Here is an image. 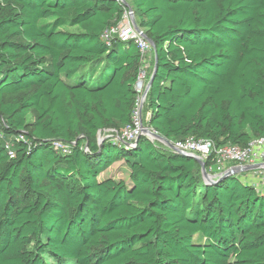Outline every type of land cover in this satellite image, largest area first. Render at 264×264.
Returning a JSON list of instances; mask_svg holds the SVG:
<instances>
[{"label":"trees","instance_id":"trees-1","mask_svg":"<svg viewBox=\"0 0 264 264\" xmlns=\"http://www.w3.org/2000/svg\"><path fill=\"white\" fill-rule=\"evenodd\" d=\"M125 2L0 0V264H264V192L207 185L143 136L97 138L133 119L141 54L103 39L129 8L147 79L156 56L145 126L172 144L264 138V0ZM117 162L127 181L99 179Z\"/></svg>","mask_w":264,"mask_h":264},{"label":"built area","instance_id":"built-area-1","mask_svg":"<svg viewBox=\"0 0 264 264\" xmlns=\"http://www.w3.org/2000/svg\"><path fill=\"white\" fill-rule=\"evenodd\" d=\"M141 32L135 30L131 10L127 9L123 14L120 24L115 28L105 31L103 34V39L106 41L117 37L121 42H132L137 46L141 54V68L134 85L138 96L132 122L120 133L110 131L111 141L120 144H134L139 137H144V129H148L151 134H156L144 125L141 114L143 102L145 101V99H142V95L148 81V74L152 69L150 62L152 48L141 35ZM137 115H139V117L135 118ZM105 139H107V137H105ZM157 142L167 148L163 143ZM52 145L54 150L61 154H69L71 152V145L61 141H55ZM173 146L183 153L200 158L204 165L209 161L210 165L208 168H205V171L213 180L237 168H244L246 166L254 167L251 170L240 171L230 176H236L243 184L254 187L258 192H264V138L253 139L243 148L232 145L215 147L210 141L202 139L196 140L194 138H188L183 142L174 143ZM5 148L8 151L9 157L13 158L14 154L10 150V145L6 144ZM244 174L253 175L260 180L259 182H253V180L244 177Z\"/></svg>","mask_w":264,"mask_h":264},{"label":"water","instance_id":"water-1","mask_svg":"<svg viewBox=\"0 0 264 264\" xmlns=\"http://www.w3.org/2000/svg\"><path fill=\"white\" fill-rule=\"evenodd\" d=\"M120 1H121L126 7L128 6L127 3L125 2V0H120ZM129 10H131V9L129 8ZM131 15H132V19H133V23H134L135 30L138 31V32H141L140 29L137 27V25H136V23H135L134 15H133L132 11H131ZM141 35H142V36L144 37V39H146V41L150 44L151 48L154 49V45H153V43H152V42H151V41H150V40L144 35L143 32H141ZM155 73H156V56H155L154 67H153L152 73H151V75H150V77H149V79H148V81H147V84H146V87H145L144 93H143V95H142V99H143V100L146 98L147 92H148L150 86L152 85V82H153V78H154ZM99 134H100V133H98V135H97V138H98V144H101L102 141L105 140V139L100 140V139H99ZM148 134H151V133L148 131V129H144V130H143V135H144V137L147 138ZM152 135H154V136L157 138L156 141H159V142L163 143L164 145H166L167 148H168L169 150H171L173 153L178 154V155H181V156H186V157H189V158L193 159V160L199 165V167H200V171H201L202 180H203V182H204L205 184H207V185H213V184H215L216 182H219V181L223 180L224 178L229 177V176L232 175V174L239 173L240 171H248V170H251V169L254 168V167H252V166H246V167H244V168H237V169H234L233 171H230V172H228V173H225V174L221 175V177L217 178L216 180H213V179H212V178L206 173V171H205V165H204L203 161H202L200 158L195 157V156L190 155V154L183 153V152L177 150V149L173 146V144H172L171 142H169L168 140H166L165 138H163V137H161V136H159V135H157V134H152ZM147 139H148L149 141H151L149 138H147ZM136 142H137V141H136ZM136 142H135L134 144L122 143V145H124L125 147H128V148H129V147H134L135 144H136Z\"/></svg>","mask_w":264,"mask_h":264},{"label":"rangeland","instance_id":"rangeland-1","mask_svg":"<svg viewBox=\"0 0 264 264\" xmlns=\"http://www.w3.org/2000/svg\"><path fill=\"white\" fill-rule=\"evenodd\" d=\"M132 48L134 49L135 52L138 51V48L137 46L135 45H132ZM144 104V102H143ZM141 114H142V120L143 122L145 123L146 120H147V113L145 112V109L144 107L142 106V109H141ZM139 115L135 116V118H138ZM111 136V133L110 131L108 132H103V133H100L99 134V139L102 140V139H105V137H109L108 139L111 140L110 138ZM149 138V137H147ZM150 139V138H149ZM151 140V139H150ZM152 143H156V144H159L156 140H151ZM163 146V145H162ZM168 149V148H167ZM169 150V149H168ZM171 151V150H169ZM172 152V151H171ZM104 176H108L109 178H113L114 180L116 181H119V180H124V181H127V177H128V173H127V170L125 169V167L121 164H118V166H114L113 168H111L109 171L105 172ZM254 178V181H259L260 179L257 178V177H253ZM264 191V190H263Z\"/></svg>","mask_w":264,"mask_h":264},{"label":"crops","instance_id":"crops-1","mask_svg":"<svg viewBox=\"0 0 264 264\" xmlns=\"http://www.w3.org/2000/svg\"><path fill=\"white\" fill-rule=\"evenodd\" d=\"M118 164H122L121 162H117V163H114L111 167H109L106 171H104L100 176H99V179H105V178H108V176H104L105 172L109 171L111 168H113L114 166H118ZM244 177L246 178H249L251 180H253V182H257V181H254V178L255 176L253 175H248V174H244ZM259 182V181H258Z\"/></svg>","mask_w":264,"mask_h":264},{"label":"bare ground","instance_id":"bare-ground-1","mask_svg":"<svg viewBox=\"0 0 264 264\" xmlns=\"http://www.w3.org/2000/svg\"><path fill=\"white\" fill-rule=\"evenodd\" d=\"M148 137L151 139V140H157V138L154 136V135H152V134H148Z\"/></svg>","mask_w":264,"mask_h":264}]
</instances>
